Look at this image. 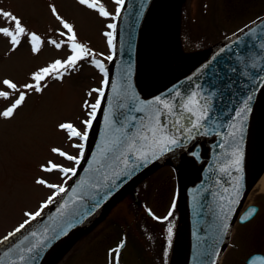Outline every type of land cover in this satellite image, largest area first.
<instances>
[{
    "label": "water",
    "instance_id": "95a60500",
    "mask_svg": "<svg viewBox=\"0 0 264 264\" xmlns=\"http://www.w3.org/2000/svg\"><path fill=\"white\" fill-rule=\"evenodd\" d=\"M167 2L125 0L108 87L82 162L65 192L0 248V264H48L65 237L168 157L182 169L187 237L183 264H219L254 179L264 108V14L175 78L156 81L148 77L144 61L146 28L153 8L164 11ZM193 92L198 105L188 104ZM186 104L196 115L186 111ZM205 107L207 118L197 121ZM197 122L199 127H193ZM160 125L164 127L156 138L166 135L177 141L163 151L152 132ZM141 152L146 159L138 158ZM247 262L264 264V256L252 255Z\"/></svg>",
    "mask_w": 264,
    "mask_h": 264
},
{
    "label": "rangeland",
    "instance_id": "374dc122",
    "mask_svg": "<svg viewBox=\"0 0 264 264\" xmlns=\"http://www.w3.org/2000/svg\"><path fill=\"white\" fill-rule=\"evenodd\" d=\"M90 2L96 3V9L81 5L79 0H0V10L15 14L26 28V35L19 37L21 44L15 50L10 38L0 34V81L10 79L17 84V90L0 84V91L9 92V98L0 97V111L10 106L18 92L26 93L24 103L13 117L0 116V240L15 232L25 220L29 223L34 220L25 213H35L47 203L42 214L57 199L61 193L48 188L47 184L64 188L69 184L73 174L64 173L59 168L45 171L50 167L49 162L77 170L80 163L69 161L51 149L58 148L77 157L80 162L83 157L80 153L85 152L88 139L69 137L59 124L72 123L81 133L87 130L89 134L91 128H86L82 122L90 118V105L97 98L102 102L103 97L94 90L102 89L105 93L107 84L104 80L108 81L111 61L107 57L115 55L117 8L120 11L123 4L118 5L115 0ZM177 3L182 5L183 0H177ZM171 4L172 0H168L164 11L158 5L153 8L148 18L151 29L146 28V34L152 33V44L155 43L156 48H165L172 57L182 60L186 70L220 39L264 14V0H185L182 10H177L174 15ZM101 5L109 12L108 16L99 14ZM53 7L56 8L55 14ZM65 22L73 26L76 43L90 50L88 58L46 75L39 82L40 92L25 89L23 85L37 83L32 79L35 72L56 60L65 61L72 54V42L67 40L71 33L63 27ZM163 22L167 26L164 37L161 35ZM109 24L115 27L109 28ZM0 27L11 29L12 23L0 16ZM109 32L112 33L111 45L105 35ZM31 33L40 37L37 52L31 50ZM53 40L61 47L56 48L51 43ZM145 48L144 61L148 68ZM93 59L104 64L107 75L91 62ZM261 122L263 133L256 157L260 156L262 161L259 160L256 172L263 173L264 108L259 116V126ZM80 143L84 144L82 150L74 147ZM172 159L159 163L68 238L51 264H110L114 257L113 247L124 238L123 264H171L185 223L181 200L182 169L177 160ZM37 179H44L46 184L36 183ZM50 196L53 197L51 202L48 201ZM173 202L175 207H172ZM149 210L151 214H148ZM169 227L172 228L171 235ZM230 249L223 255L221 264H234L229 261L234 255ZM236 264H241L240 260Z\"/></svg>",
    "mask_w": 264,
    "mask_h": 264
},
{
    "label": "snow or ice",
    "instance_id": "6c2138e0",
    "mask_svg": "<svg viewBox=\"0 0 264 264\" xmlns=\"http://www.w3.org/2000/svg\"><path fill=\"white\" fill-rule=\"evenodd\" d=\"M115 2H116V4L119 5V4H122L124 2V0H115ZM79 3L81 5H87L89 8H93V9H96V7H97L96 3L90 2V0H79ZM98 11H99V14L101 16L106 17L109 15V12L103 7V5H101L98 8ZM52 12H53V14L56 13L55 7L52 8ZM118 12H119V8H117V13ZM0 16L10 20L12 23L11 29L9 27H0V34H3L4 36L10 38V43L13 46V49L15 50V48L21 44V40L19 39V37L26 35V28L23 26L21 19L10 11L0 10ZM57 19H60V17L57 16ZM63 27L65 29H67L68 33H71V35L67 36V40L72 42L71 43L72 54L69 55L65 61L56 60L50 66L41 68L39 71L35 72L33 74L32 79L34 81H36L37 83L25 84V85H23V87L25 89H34L36 92H40V91H42V88H41L39 82L42 81L46 75L51 74V72L54 70L58 71L60 68H66L68 66H75L78 61L88 58V56L90 54V50L85 45H83L81 43H76V33L73 31V26L71 24H68L65 22V23H63ZM108 27L114 28L115 25L109 24ZM105 35H107L109 37L108 43H109V45H111L112 44V39H111L112 33L109 32V33H106ZM30 42L32 45L31 50L33 52L39 51L40 37L36 33L30 34ZM51 43L54 44L56 48L61 47V44L55 40L51 41ZM107 59L111 60L112 56H108ZM91 62L97 68H99V70L102 73H105V75H107L106 69H105L103 63H101L99 60H96V59H93ZM104 83L105 84L108 83L107 79L104 80ZM0 84L7 86L8 89L17 90V84L14 83L10 79H3L2 81H0ZM94 91H98L100 97H103L104 92L102 89H98V90H94ZM89 95H91V93H89ZM196 95H197V93H195V92H193L191 94V96L188 98V104H193V105L199 104V102L195 100ZM0 97H4L6 99L9 98V92L8 91H0ZM25 98H26L25 92H23V91L18 92L17 98H15L14 100L11 101L10 106H8L5 110L0 111V116H2L4 118L13 117L14 112L18 109V107L22 103H24ZM156 101L160 102V98L157 97ZM149 103H151V102H149ZM85 104L87 105V102H85ZM188 104L184 105L186 111L189 113H192L193 115H196V113L193 111V108L189 107ZM100 105H101V99L100 98H97L95 103L90 105L91 111L88 113V116L90 118L82 122L86 126V128H91L92 123H93V118H95V116H96V110L100 107ZM164 107L171 110L170 106L167 103H164ZM207 115H208V112H207V108L205 107L200 111V115L197 117V121H199L200 119L207 118ZM156 123L159 125V119L158 118H157ZM177 123H179V121H177ZM163 127H164L163 125H160L159 128H153L152 129L153 136H154V143H156L160 147L161 151L165 150L166 145H168V144L175 145L177 143V141L175 139H171L166 135H161L159 138H156L157 131H162ZM193 127H199V123L197 122L196 124L193 125ZM59 128L62 130H66L69 137H80L82 140H85V141L88 139V131L85 130L83 133H81L79 130H77V128L72 123H61V124H59ZM74 147L82 150L84 148V144L83 143L76 144V145H74ZM128 148L131 151V149L133 148V143H129ZM51 151L54 153H58L60 156H65L67 158V160H69V161H75L77 164L80 163V161L77 157H75L73 155H69V154L61 151L58 148H52ZM80 155L83 156L82 151H81ZM146 155H147L146 153L141 152L138 158L141 160L146 159ZM239 162H240L239 158H237L235 163L237 165H239ZM49 163H50V167H46L44 169L45 171L51 172L53 169L59 168L60 171H62L64 173H72L73 175H75V173H76V168H74V167L73 168H61L57 164H54L51 162H49ZM124 163L127 164V157H125ZM36 183H38L40 185H45L46 181L44 179H37ZM47 187L51 188V189H56L58 193L65 192L64 187L56 185V184L49 183V184H47ZM52 200H53V197L50 196L48 198V201L51 202ZM44 207H47V203H44L41 205V210H38L35 213H25V215L28 216L30 219H35L37 216H39L41 214V211ZM172 207H175V202H173ZM253 211H254V209H253ZM171 214H172L171 211H169L168 215L170 216ZM156 219H160V218L156 217ZM164 219H167V217H164ZM27 223H29V221L25 220L24 223H21L15 229V232H20L21 229H23ZM224 227L227 228V224H225ZM15 232L8 233V236L14 235ZM168 232H169V235H171V232H172L171 227H169ZM7 238L8 237H5V239H7ZM29 251H31V249H29ZM116 251L118 254L119 250L117 249ZM21 259H23V257H21Z\"/></svg>",
    "mask_w": 264,
    "mask_h": 264
},
{
    "label": "flooded vegetation",
    "instance_id": "af4514ba",
    "mask_svg": "<svg viewBox=\"0 0 264 264\" xmlns=\"http://www.w3.org/2000/svg\"><path fill=\"white\" fill-rule=\"evenodd\" d=\"M257 174L260 172H254V180ZM123 233L127 234V232ZM126 234H124L125 237ZM123 240H125V244L117 254L116 250ZM123 240L113 247L114 257H112L113 261H110V264H123L121 258L123 257L126 239ZM229 248H231V254H234L233 257L229 258V261L234 264L237 260H240L241 264H247V258L250 255L254 253L264 254V189L255 188L254 182L240 209L239 217L232 227L225 254Z\"/></svg>",
    "mask_w": 264,
    "mask_h": 264
},
{
    "label": "bare ground",
    "instance_id": "6f19581e",
    "mask_svg": "<svg viewBox=\"0 0 264 264\" xmlns=\"http://www.w3.org/2000/svg\"><path fill=\"white\" fill-rule=\"evenodd\" d=\"M151 29L150 26H148V31ZM167 34V26L166 23L163 22L161 26V35L164 37ZM152 33L146 34L145 37V51H146V57L148 58L149 64H147V74L150 79L156 80V81H165L172 78H175L182 72H184L185 65L182 62V60H178L170 55V53L163 47L156 48L155 43L152 44ZM263 123H260V126L258 128L257 132V139H256V150H255V157L256 155H259L260 152V146H259V139L263 133L261 127ZM260 157V156H259ZM259 157L255 158L256 165L260 164L261 159ZM260 160V161H259ZM257 167H255V170ZM254 187L255 188H261L264 189V172L257 174L255 176L254 180ZM71 235H68L65 237L58 247L56 248L54 255L57 254V252L60 250L62 244L70 237ZM186 243H187V237H186V226L185 223L183 225V230L179 238L178 245L176 246V249L174 251V254L172 256L171 264H183L185 260V254H186ZM50 264V263H48Z\"/></svg>",
    "mask_w": 264,
    "mask_h": 264
},
{
    "label": "trees",
    "instance_id": "16d2710c",
    "mask_svg": "<svg viewBox=\"0 0 264 264\" xmlns=\"http://www.w3.org/2000/svg\"><path fill=\"white\" fill-rule=\"evenodd\" d=\"M173 11L174 12H176L178 9H177V2H176V0H173ZM175 9H176V11H175Z\"/></svg>",
    "mask_w": 264,
    "mask_h": 264
}]
</instances>
